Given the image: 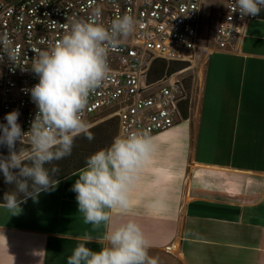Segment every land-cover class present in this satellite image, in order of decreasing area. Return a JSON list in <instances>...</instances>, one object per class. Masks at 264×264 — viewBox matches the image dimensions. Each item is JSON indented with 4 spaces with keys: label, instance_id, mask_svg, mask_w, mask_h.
I'll return each instance as SVG.
<instances>
[{
    "label": "crops",
    "instance_id": "1",
    "mask_svg": "<svg viewBox=\"0 0 264 264\" xmlns=\"http://www.w3.org/2000/svg\"><path fill=\"white\" fill-rule=\"evenodd\" d=\"M197 76L188 117L153 135L131 207L114 209L113 224L138 223L158 264H264V18L233 47L208 51ZM78 173L18 215L0 208V264H67L80 236L103 234L78 213Z\"/></svg>",
    "mask_w": 264,
    "mask_h": 264
},
{
    "label": "clouds",
    "instance_id": "2",
    "mask_svg": "<svg viewBox=\"0 0 264 264\" xmlns=\"http://www.w3.org/2000/svg\"><path fill=\"white\" fill-rule=\"evenodd\" d=\"M264 0H236L233 11L241 18L256 17ZM55 23V22H53ZM138 21L130 14L102 20V9L92 8L87 18L73 16L63 36L43 50H36L31 71L38 77L32 86L31 100L37 111L24 131L18 122L20 112L13 110L0 123V173L14 190L4 193L0 208L12 215L22 212L28 198L34 202L41 192H51L60 181V169L53 164L71 155L77 137L94 139L91 124L84 119L90 96L109 78L110 53L116 52L136 31ZM0 47L8 62L18 65L19 49L7 32L0 33ZM4 56L0 55V63ZM27 138V147H22ZM157 145L155 137L141 129L125 130L111 144L86 158L71 190L76 194L78 213L93 231L101 226L100 236L85 232L67 258V264H158L149 254L153 247L134 220L114 225L112 211L131 207L130 189L151 160ZM47 165H53L51 168ZM101 245L98 251L86 246Z\"/></svg>",
    "mask_w": 264,
    "mask_h": 264
},
{
    "label": "built area",
    "instance_id": "3",
    "mask_svg": "<svg viewBox=\"0 0 264 264\" xmlns=\"http://www.w3.org/2000/svg\"><path fill=\"white\" fill-rule=\"evenodd\" d=\"M217 24L210 27L211 50L233 47L245 26L259 18L233 11L236 0H222ZM101 7L104 23L125 13L139 22L136 31L116 52L110 53L111 73L96 93L90 96L84 119L114 110L118 132L141 129L150 135L173 128L183 119V106L189 88L179 76L184 70L152 79L155 60L193 63L201 48L206 28V0H0V33L7 32L13 47L19 49L18 65L0 63V123L13 110L24 131L37 111L28 90L38 83L31 71L36 50H43L65 33L73 16L84 17L92 8ZM262 8L261 11H263ZM261 13V12H260ZM55 22V23H53ZM25 138L23 146H27ZM174 242L165 252L176 253Z\"/></svg>",
    "mask_w": 264,
    "mask_h": 264
},
{
    "label": "rangeland",
    "instance_id": "4",
    "mask_svg": "<svg viewBox=\"0 0 264 264\" xmlns=\"http://www.w3.org/2000/svg\"><path fill=\"white\" fill-rule=\"evenodd\" d=\"M206 6H207L206 8L207 9L206 10V28L204 27V30H203L204 36H203V41L201 43L202 46L198 51V56L196 60L193 63H188V66L185 69H182L184 70V72L179 76L180 78H184L186 80V83L189 88L190 100L194 92V83L197 82L195 78L196 79L198 78L197 74L199 73V70H200L202 58L206 55L208 51H210V48L212 47L211 33L209 32V29L213 25L217 24V21L219 18L218 13L221 10H223L224 2L222 0H206ZM114 118H116L114 117V110H109L97 116H92L88 120V122L92 126L91 129L96 128L95 129L96 131L94 133V139L89 141L86 138L84 141H79L78 143V145L82 147L96 146L94 150L91 148V150L93 151H91L89 154H86L87 156H90L97 150L101 148H106L107 146L111 144L113 138L117 135V128L115 126ZM92 142H96V144H92ZM0 153L7 155V149L6 148L0 149ZM0 182L6 184L4 182L2 173H0ZM10 186H13V185H9V187Z\"/></svg>",
    "mask_w": 264,
    "mask_h": 264
},
{
    "label": "trees",
    "instance_id": "5",
    "mask_svg": "<svg viewBox=\"0 0 264 264\" xmlns=\"http://www.w3.org/2000/svg\"><path fill=\"white\" fill-rule=\"evenodd\" d=\"M259 18H264V10L259 14ZM188 66V63H180V62H167L162 59H157L154 61L151 69L152 79H160L164 75H171L177 71L185 69ZM190 107V96L183 106V118L186 119L188 117ZM115 126L118 132V121L114 118ZM96 128L90 129L93 134L95 133ZM86 138L84 136L77 137L71 152V155L60 161H54L53 164L57 166L60 171L56 174L54 178H57L59 181L64 179L65 177L79 171L81 168L85 167L86 158L89 157L86 154H89L94 150L96 146L93 147H82L79 146V141H84ZM92 144H96V142H92ZM23 146V145H22ZM26 147V146H24ZM91 148L93 150H91ZM2 149V148H0ZM53 165H47V167L51 168ZM14 190V186H10L9 184H4L0 182V203H3V196L5 192Z\"/></svg>",
    "mask_w": 264,
    "mask_h": 264
}]
</instances>
